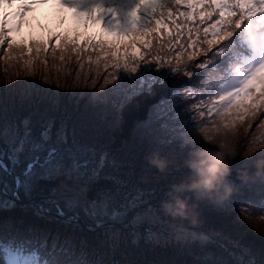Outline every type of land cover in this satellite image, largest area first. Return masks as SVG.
Segmentation results:
<instances>
[{
    "label": "rangeland",
    "instance_id": "obj_1",
    "mask_svg": "<svg viewBox=\"0 0 264 264\" xmlns=\"http://www.w3.org/2000/svg\"><path fill=\"white\" fill-rule=\"evenodd\" d=\"M103 2L106 8L116 4L115 9L119 12H125L135 4V0ZM56 4L32 9L25 14L15 36L19 47L7 51L0 48V75L3 78L0 84V141L3 143L7 138L5 133L10 135L13 130L22 136L25 131L22 121L27 118L31 129L29 142L19 155L18 164L9 166L23 178L22 173L31 159L38 155L43 160L47 149L55 146L65 157V169L49 180L36 183L28 196L21 191L20 197L38 200L35 203L17 201L19 204L12 209L13 213L0 217V226L24 232L32 230L41 237L47 236L49 245L53 242L64 245L68 241L77 251L83 249L87 252L89 260H102L103 264H107V259L111 264L115 254H120L118 260H121L123 251H130L138 260H143L140 264H146L145 256L152 253L162 255L167 264H249L253 257L256 264H261L256 260L259 247L255 243L260 235L264 236V212L260 217L249 213L257 214L252 208L257 201L249 188L248 195L243 197L241 190L235 188L236 181L231 175L245 176L240 186L264 188V180H256L264 178V171H244L264 164V111L251 121L245 119L231 128L212 130L218 117L215 114L208 117L206 109L193 107L201 103V95L207 104V96L203 93L190 96L194 88L193 78L184 72L170 73V68L177 63L176 53L167 52L166 46L165 49H152L146 59L159 58L171 63L163 68H158L155 63H141L135 73L113 69L110 59L92 49L87 54L65 49L61 59V50L55 40L57 35L62 41L65 37L77 38L80 44L89 38L91 31L105 35L108 40L115 37L106 34L104 26L107 23L97 20L85 27L84 13H80L77 20L76 9ZM99 11L96 10L94 15H99ZM45 40H50L57 50H50L47 54L41 52L39 57L34 52L31 56L22 55L26 53L24 45ZM98 56L102 57L99 62ZM203 60V56L198 57L188 68L194 73H202L196 77V91L207 82L204 74L208 69L195 68V64ZM173 93L177 95L173 96ZM157 94L163 96L150 105L140 119L133 121L131 130L127 129L129 111L139 108ZM200 110L205 111L204 117L198 115ZM49 122L52 123L50 140L42 150L33 152L32 143L40 141V133ZM201 126L210 130L209 137L218 143L224 142L228 150L236 154L231 161V175L227 178L232 185L231 192L226 195L221 189L212 201H198L193 193L180 192L178 194L187 198L190 205L188 216L169 215L161 203L170 199L166 195L170 186L195 178L185 165V161L192 158L190 152L215 148L204 141L199 132ZM62 128L67 143L58 140V130ZM68 149L79 161H87V167L71 170ZM153 152H159L168 160L164 172L148 163L147 158ZM103 153L107 154L103 168L97 177L92 178ZM0 176L13 185L11 177L3 172ZM57 176L65 177L63 182H56ZM87 191L95 196L94 200L88 201ZM138 191L144 193L141 199L145 203L129 207V201ZM0 199L10 198L0 194ZM39 200L55 213H46L43 217L57 215L55 206L45 203L48 200H54L66 215L55 216L57 220L52 224L39 222L41 217L35 214V206L42 204ZM69 202L74 206L69 208ZM192 205L196 206L195 219ZM113 212L126 214L112 218ZM73 215L80 217L86 228L96 226L98 221L108 223L91 231L93 240L87 238L93 243H87L83 248L87 241L81 230L86 229L80 227L78 217L71 223L65 222ZM146 230L152 233L151 238ZM224 240L228 245L222 242ZM100 241L106 244L95 246L94 243ZM207 254H211V258L204 260Z\"/></svg>",
    "mask_w": 264,
    "mask_h": 264
},
{
    "label": "snow or ice",
    "instance_id": "obj_2",
    "mask_svg": "<svg viewBox=\"0 0 264 264\" xmlns=\"http://www.w3.org/2000/svg\"><path fill=\"white\" fill-rule=\"evenodd\" d=\"M47 2L48 0H0V8L16 9L15 12L4 11L0 15V48L7 51L19 47L15 36L20 31L23 17L31 11L32 5ZM57 3L76 9L77 20L80 19V13H84L85 27L97 20L102 22L108 17L104 29L106 34L115 37L108 40L102 35L99 39H85L80 44L77 38L65 37L62 41L60 35H57L55 40L61 50V59L65 49L70 48L75 53L84 51L85 54L92 49L110 59L113 69L135 73L141 63H155L158 68L171 63L159 58L152 61L146 59L151 55L152 49H165L166 46L167 52L176 53L177 63L170 68V73L175 75L184 72L193 78L194 88L190 91V96L200 93L207 96V104L201 95V103L194 104L193 107L206 109L208 117L213 114L218 117V122H213L212 130L218 131L220 127L228 129L237 123H243L245 119L251 121L264 111V0H135L134 6L126 12L104 7L103 0H57ZM96 10H100L99 15H94ZM125 41L128 43H124ZM24 48L26 53L22 55L31 56L34 52L37 57L41 52L47 54L50 50H57L50 40L24 45ZM201 56L204 60L197 62L195 68L208 69L204 74L207 82L196 91V77L202 73H194L188 68L191 61ZM101 59L98 56L97 62ZM176 95L177 93H173V96ZM198 115L204 117L205 111H198ZM192 118L195 119V116ZM29 123L27 118L22 121L25 128L22 136L13 130L10 135L5 133L7 138L0 144V172L13 181V185H10L4 176H0V194L11 196L10 199H0V211L14 209L21 191L28 196L36 183L49 180L65 169L63 153L53 146L47 149L43 160L38 155L31 159L22 173L23 178L15 174L14 168L9 164H18L19 155L29 142ZM51 129L52 123L49 122L40 133V141L32 143L33 152L44 148L51 138ZM199 132L205 136L210 135L206 126L199 127ZM58 140L60 143H67L63 128L58 130ZM67 151L71 170L87 167V161L81 162L75 158L71 149ZM106 156V153L101 154L99 166L93 170L92 178L99 175ZM143 195V192L138 191L129 201V207L145 203L141 199ZM45 203L55 206L57 216L66 215L54 200ZM67 206L71 208L74 204L69 202ZM35 208L37 215L51 211L43 203ZM122 214L126 212H113L112 218ZM76 219V215L68 216L65 222L71 223ZM100 223L98 221L96 227ZM89 230H92L91 227ZM148 236H152L150 231ZM245 252L247 254V250ZM210 258L211 254H207L204 260ZM0 264H103V261L89 260L87 252L83 249L77 251L68 241L64 245L58 246L55 242L49 245L47 236L41 237L32 230L24 232L0 226ZM249 264H256L254 257Z\"/></svg>",
    "mask_w": 264,
    "mask_h": 264
},
{
    "label": "clouds",
    "instance_id": "obj_3",
    "mask_svg": "<svg viewBox=\"0 0 264 264\" xmlns=\"http://www.w3.org/2000/svg\"><path fill=\"white\" fill-rule=\"evenodd\" d=\"M202 134V133H201ZM203 135V134H202ZM203 139L208 144L215 145V148H202L190 152V157L185 161V165L194 173L195 178H189L187 183L181 182L170 186V199L162 201V209L169 215L187 218L190 207L187 198L178 193L191 192L196 200H214L216 194L223 189L226 194H230L232 185L228 181L231 175V161L235 158V152L230 151L224 142H216L212 137L203 135ZM184 144H187L185 141ZM148 163L160 172H164L168 167V160L162 157L159 152H153L147 158ZM193 208V219L196 218L195 205Z\"/></svg>",
    "mask_w": 264,
    "mask_h": 264
},
{
    "label": "trees",
    "instance_id": "obj_4",
    "mask_svg": "<svg viewBox=\"0 0 264 264\" xmlns=\"http://www.w3.org/2000/svg\"><path fill=\"white\" fill-rule=\"evenodd\" d=\"M89 35H90L89 38H92V39H99V38H101V34H97L96 35L93 31L89 32ZM2 83H3V78H2V75H0V84H2ZM216 83L218 84L219 81H216ZM161 96H163V94L154 95L153 97H151L148 100H146L145 103L143 102V104L140 105L139 108L137 107L134 110L129 111L128 121H127V129H130L131 130V126L133 125V121L140 119L143 116V113L147 111L148 107L150 105H152L154 102H156L158 99H160ZM206 102H209V101L207 100ZM128 133H129V130H128V132L126 134H128ZM255 169L256 170H261L263 172L264 171V164L261 165V166H255V168L249 167V168L245 169L244 171L245 172H248V171L251 172V171H253ZM231 176L236 181V187L235 188L241 190L240 192L243 193L242 194L243 197H245V196L248 195V188H249V192L254 195L255 201H257V202L252 205V208L257 212V214L255 212H252V211H250L249 213L250 214H255V215H257V216L260 217L261 212L262 211L264 212V201H262L264 199V188L258 189V188H251L250 186H240V182H242L245 179V176L244 175H241V176L240 175H236V173H232ZM63 178H65V177H63V176L62 177L57 176L56 179H55V181L58 182V183L59 182H63ZM256 180L259 181V182H261V181L264 180V178L262 180H258V179H256ZM86 196L89 199L88 201L94 200V198H95V196L91 193V191L90 192L87 191ZM228 196H230V195H228ZM234 196H235V198H237L238 197V193H236ZM7 197L11 198L10 194ZM35 198H39V196L38 197H35ZM28 199H33V198H25L24 199L23 197H20V199H19L18 202H22V203H35L36 200H38V199H36V200L33 199L34 202H27L26 200H28ZM230 201H233V199L230 198ZM18 202H17V204H19ZM39 202L42 203L41 200H39ZM50 212H48V213H50ZM10 213H13V211L12 210H10V211H0V217H5V216H7V214H10ZM55 216H57V215H55ZM55 216H53V217H43L42 215H40L41 218L38 219V220L41 223L44 222V223H47V224H52V223H55V220H57V218ZM262 218L264 219V215L262 216ZM107 223H108V221H107ZM80 225H81L80 227L82 229H86L84 231L81 230L82 231L81 232V235L84 236L85 239H86V241H87L86 243H83V248H84L87 243H88L87 245H90L91 243H93V242H90L88 240V238H87V237H89L90 239L93 240V238L90 235V234H92L91 231H96L97 229H99V228H101L103 226L98 227V228H96L95 226H93V227H91L92 230H89L90 227L89 228H86L81 223H80ZM117 225L120 226L121 228H124V226L121 225V224H117ZM222 242L225 245H228V242L226 240H224ZM94 244H95V246L98 244L99 247H103V245L106 244V243L104 241H100V242H97V243H94ZM255 245L259 247V251H258L259 255H257L258 256V259H256V260H260L264 264V236L260 235L259 238H257ZM122 253H123L122 254V259L121 260H118V258L120 257V254H115L114 257L112 258L113 261H112L111 264H140L143 261V260H138L137 259L138 257H136L130 251H123ZM180 255H177V256L179 257ZM145 257H146V264H167L166 263V260L162 257V255H160L158 253H152V254H150L148 256H145ZM108 261H110V259H107V261H106L107 264H108Z\"/></svg>",
    "mask_w": 264,
    "mask_h": 264
},
{
    "label": "water",
    "instance_id": "obj_5",
    "mask_svg": "<svg viewBox=\"0 0 264 264\" xmlns=\"http://www.w3.org/2000/svg\"><path fill=\"white\" fill-rule=\"evenodd\" d=\"M0 144H2L1 141H0ZM26 201H27V202H34L33 199H28V200H26ZM77 217H78V216H77ZM78 220H79V222H80L82 225L85 226L84 222L82 221V219H81L80 217H78ZM106 223H107V221H104L103 223H100V226H99V227L105 225ZM85 227H87V226H85ZM95 227H96V226H95ZM96 228H98V227H96Z\"/></svg>",
    "mask_w": 264,
    "mask_h": 264
}]
</instances>
